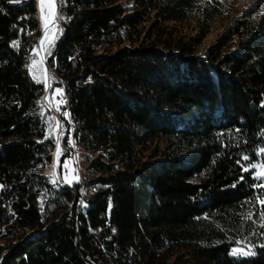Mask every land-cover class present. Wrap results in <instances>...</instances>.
Here are the masks:
<instances>
[{"label": "trees", "instance_id": "trees-1", "mask_svg": "<svg viewBox=\"0 0 264 264\" xmlns=\"http://www.w3.org/2000/svg\"><path fill=\"white\" fill-rule=\"evenodd\" d=\"M55 1L46 95L74 190L44 175L37 0H0V264H264V2ZM79 152L87 196L63 176Z\"/></svg>", "mask_w": 264, "mask_h": 264}, {"label": "rangeland", "instance_id": "rangeland-1", "mask_svg": "<svg viewBox=\"0 0 264 264\" xmlns=\"http://www.w3.org/2000/svg\"><path fill=\"white\" fill-rule=\"evenodd\" d=\"M134 1L135 0H122L119 2V5L123 9H125V11L130 13L132 11L133 7H135ZM37 2L40 6L41 1L37 0ZM261 2H264V0H250L244 6L243 10L240 13H238L236 16L242 17V15H244L246 12H248L252 8H255L258 5H260ZM50 6H51V3L49 0L46 2H43V11L41 10V16H39L40 10L38 12L39 13L38 18L40 21L41 29L43 28L42 22L46 18L50 17V13H51L50 12ZM221 31H222V25L217 24L214 32L211 33V35L206 39L204 46L201 48V50L199 52L200 54L204 53L206 50H208L210 47H212L214 45V41H215L217 35ZM47 36H48V32H47L46 37ZM50 108H51V106H50ZM51 111L54 112L52 109H51ZM55 138H56V136H55ZM55 141H56V139H55ZM56 159H57V157H56ZM86 159H87V154L82 153V152L75 153V157L73 159V162L70 159L66 161V169H65L64 174H63L65 180H67L69 182H73L74 180H77L80 182L81 194H83L84 196H87L91 192V189L88 187V184L86 183L87 180L90 179L89 173L86 169V166H87ZM54 167H55L54 162L51 160V165L49 167H47V169L44 172V175L47 177L52 175L54 172ZM249 170H251L253 172L254 177L257 179V181H259L261 183V186L264 185V175H262V173H264V161L260 160L258 163L253 164L252 166L249 167ZM73 174H74V176H73ZM262 187H264V186H262Z\"/></svg>", "mask_w": 264, "mask_h": 264}, {"label": "water", "instance_id": "water-1", "mask_svg": "<svg viewBox=\"0 0 264 264\" xmlns=\"http://www.w3.org/2000/svg\"><path fill=\"white\" fill-rule=\"evenodd\" d=\"M53 2H54L53 20L50 22V24L47 27H45V29H41L40 38H39V41H38V50H39V53H40V56H41V61H42V64H43V80H44V87H43L44 89L43 90H44L45 95L47 94V90H48V76H49V73H48L47 67H46L45 62H44L42 44H43V41L46 38L48 29L51 26L56 24L57 5H56V1L55 0H53ZM38 12H39V4L37 2V15L39 14ZM44 105H45L46 109L49 110L53 114V117H54V128H53L51 134H54L56 136L55 146H54L53 152L51 154L52 161H53V157H54V166L55 167H54L53 174L50 175V176H52L53 179L56 181L57 186H58L59 189H61L63 191L74 190L70 186L64 185L59 179L58 172H57V160H56V155L59 153V150L61 148V146H60L61 131H60L59 119H58L57 113L51 111V108H50L49 103H48L47 95H46V97L44 99Z\"/></svg>", "mask_w": 264, "mask_h": 264}, {"label": "bare ground", "instance_id": "bare-ground-1", "mask_svg": "<svg viewBox=\"0 0 264 264\" xmlns=\"http://www.w3.org/2000/svg\"><path fill=\"white\" fill-rule=\"evenodd\" d=\"M41 1V3H40V6H39V10H40V14H39V16H41V10H42V0H40ZM46 1H48V0H43V2H46ZM50 1V3H51V6H50V17L49 18H46L43 22H42V25H43V28L42 29H45V24H46V22H47V26L50 24V22L53 20V14H54V2H53V0H49ZM50 29V28H49ZM48 29V30H49ZM60 151V150H59ZM58 155V154H57ZM57 155H56V157H57ZM57 160V159H56ZM53 162H54V157H53Z\"/></svg>", "mask_w": 264, "mask_h": 264}, {"label": "snow or ice", "instance_id": "snow-or-ice-1", "mask_svg": "<svg viewBox=\"0 0 264 264\" xmlns=\"http://www.w3.org/2000/svg\"><path fill=\"white\" fill-rule=\"evenodd\" d=\"M42 11H43V0H42ZM45 27H47V22H46V24H45ZM244 159H248V158H247V157H244ZM244 170L247 171L248 169L245 168ZM262 175H264V173H262ZM262 186H264V185H262ZM261 203L264 204V200H262ZM261 218L264 219V216H262ZM262 226H264V225H262ZM236 251H237V250L234 249V250H233V254H236ZM249 254H250V253H249Z\"/></svg>", "mask_w": 264, "mask_h": 264}]
</instances>
